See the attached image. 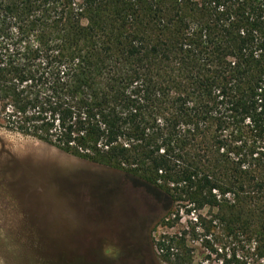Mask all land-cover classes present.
<instances>
[{
	"label": "trees",
	"instance_id": "trees-1",
	"mask_svg": "<svg viewBox=\"0 0 264 264\" xmlns=\"http://www.w3.org/2000/svg\"><path fill=\"white\" fill-rule=\"evenodd\" d=\"M0 130L158 187L163 261L264 264V0H0Z\"/></svg>",
	"mask_w": 264,
	"mask_h": 264
},
{
	"label": "rangeland",
	"instance_id": "rangeland-1",
	"mask_svg": "<svg viewBox=\"0 0 264 264\" xmlns=\"http://www.w3.org/2000/svg\"><path fill=\"white\" fill-rule=\"evenodd\" d=\"M171 210L137 176L0 130V264H171L154 245ZM196 246L193 264H222Z\"/></svg>",
	"mask_w": 264,
	"mask_h": 264
}]
</instances>
